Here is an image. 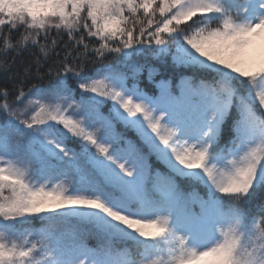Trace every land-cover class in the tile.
Returning a JSON list of instances; mask_svg holds the SVG:
<instances>
[{"label": "snow or ice", "instance_id": "snow-or-ice-1", "mask_svg": "<svg viewBox=\"0 0 264 264\" xmlns=\"http://www.w3.org/2000/svg\"><path fill=\"white\" fill-rule=\"evenodd\" d=\"M6 74L0 264H264V0H0Z\"/></svg>", "mask_w": 264, "mask_h": 264}, {"label": "trees", "instance_id": "trees-1", "mask_svg": "<svg viewBox=\"0 0 264 264\" xmlns=\"http://www.w3.org/2000/svg\"><path fill=\"white\" fill-rule=\"evenodd\" d=\"M21 31H22V29H18L16 31H13L11 33L13 39L19 37ZM4 32H5V34H7L8 28H5ZM52 36H56L55 30L52 31ZM57 39L60 40V44L62 46L63 43L68 40V37H67V35H62L60 37H57ZM93 43H94V41H93ZM57 51H61V48L58 47ZM37 54H38V49L29 48L28 50L24 51L22 55L17 56L16 60H15V64L12 67V72L13 73L20 72L21 76H22L23 75L22 68L24 67V65L28 61L32 60L34 58V56ZM13 55H14V53H10L8 55L7 59L11 60ZM56 59H57V57L55 55L51 56L49 58V60L45 63V65L41 69V71L46 72L48 66L50 64H52L53 61H55ZM112 62H113V64L117 63V61L115 59H113ZM133 63H135L137 65H143L144 66L143 71L140 74L139 80H140V86L148 93L157 92V90L155 88V83H159L161 80H170V81H172L173 85H175L178 83L181 75H191L190 72H186L184 69L182 70L181 68L174 67L172 65L170 59L167 61L157 60V59H154L151 55H149L147 57H145V56L135 57V58H133ZM149 68H154L156 70L155 74L152 77V81H154V83L149 82V78H148V69ZM33 73H35V68H33ZM35 82L36 81L33 78L29 83H35ZM48 82H49V78L46 77L45 80L43 81V83L45 85H47ZM12 84H13V79L10 78V74L0 76V86L7 85L11 91L12 90ZM13 98L14 97H12V96L9 97V99H13ZM108 107L109 106H105V108L103 109V111H105V113H107ZM119 127L122 130V126H119ZM127 134L130 138L136 139L135 133L129 131ZM229 135H230L229 127L227 125H225V130H224L221 142L222 143L226 142L229 138ZM70 146L74 147L77 151L79 150V144H77V143L70 142ZM151 162H152L153 166H157V167L159 166V167H162L163 169L167 170L163 164H160L156 161L155 157H152ZM180 182H187V181H180ZM257 193L258 192L256 191L252 195L250 201L252 200L254 195H256ZM254 203H255V201L253 200V204ZM245 208H248V203L245 205ZM33 226L40 227V221L39 220L34 221ZM88 242H89L90 246L96 245L95 239H89Z\"/></svg>", "mask_w": 264, "mask_h": 264}, {"label": "rangeland", "instance_id": "rangeland-1", "mask_svg": "<svg viewBox=\"0 0 264 264\" xmlns=\"http://www.w3.org/2000/svg\"><path fill=\"white\" fill-rule=\"evenodd\" d=\"M183 70V69H182ZM180 80V79H179ZM179 82V81H178Z\"/></svg>", "mask_w": 264, "mask_h": 264}]
</instances>
